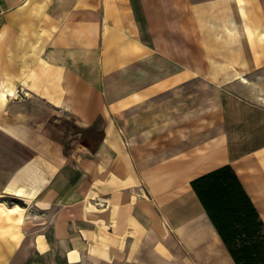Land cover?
<instances>
[{
  "label": "crops",
  "instance_id": "0c3cea01",
  "mask_svg": "<svg viewBox=\"0 0 264 264\" xmlns=\"http://www.w3.org/2000/svg\"><path fill=\"white\" fill-rule=\"evenodd\" d=\"M241 3L0 0V264H234L190 183L229 165L264 221V11Z\"/></svg>",
  "mask_w": 264,
  "mask_h": 264
},
{
  "label": "trees",
  "instance_id": "16d2710c",
  "mask_svg": "<svg viewBox=\"0 0 264 264\" xmlns=\"http://www.w3.org/2000/svg\"><path fill=\"white\" fill-rule=\"evenodd\" d=\"M66 125L89 140V149L95 151L103 137L96 125L86 129ZM190 186L234 264H264V221L232 168L218 167L192 180Z\"/></svg>",
  "mask_w": 264,
  "mask_h": 264
},
{
  "label": "rangeland",
  "instance_id": "374dc122",
  "mask_svg": "<svg viewBox=\"0 0 264 264\" xmlns=\"http://www.w3.org/2000/svg\"><path fill=\"white\" fill-rule=\"evenodd\" d=\"M258 1L261 2V3H259V5L262 6L261 10L264 11V0H258ZM259 5L257 3V9H254L253 6L249 4V0H242L241 5H239L240 11L241 12L245 11L246 19L241 20V21L238 20L236 22L244 23L245 27L253 28V25L255 24V20L253 19V12H254V10L260 12ZM161 23L164 24L165 21L164 22L161 21ZM221 23H222L221 20H204V19L200 20L201 30L203 33L201 35V37H199V39H198V43H200L199 44L200 48H203L202 45H204V43H206V41L213 40V37L209 34L211 32V30L207 33V29L220 28ZM262 24H264V19H262ZM203 56H204V53H203ZM174 70H175V67H174V63L172 61L165 59V58H161V76H163L165 74H170ZM155 71H157V70H155ZM65 121L66 120H61V119L51 120L47 126V130L45 131V134H47V136H49L50 138H54V139L66 138L68 133L66 132L65 129L69 128V127L66 125ZM70 130H71V132H73L72 129H70Z\"/></svg>",
  "mask_w": 264,
  "mask_h": 264
},
{
  "label": "bare ground",
  "instance_id": "6f19581e",
  "mask_svg": "<svg viewBox=\"0 0 264 264\" xmlns=\"http://www.w3.org/2000/svg\"><path fill=\"white\" fill-rule=\"evenodd\" d=\"M22 217V216H21Z\"/></svg>",
  "mask_w": 264,
  "mask_h": 264
}]
</instances>
